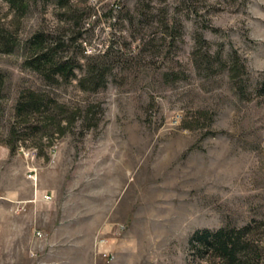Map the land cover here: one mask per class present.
I'll use <instances>...</instances> for the list:
<instances>
[{
    "label": "rangeland",
    "instance_id": "374dc122",
    "mask_svg": "<svg viewBox=\"0 0 264 264\" xmlns=\"http://www.w3.org/2000/svg\"><path fill=\"white\" fill-rule=\"evenodd\" d=\"M263 81L264 0H0V264H217L189 237L243 227L264 264Z\"/></svg>",
    "mask_w": 264,
    "mask_h": 264
},
{
    "label": "trees",
    "instance_id": "16d2710c",
    "mask_svg": "<svg viewBox=\"0 0 264 264\" xmlns=\"http://www.w3.org/2000/svg\"><path fill=\"white\" fill-rule=\"evenodd\" d=\"M47 52L45 49L42 53L37 54L28 63L29 67L36 72H40L41 68L49 63ZM55 68L60 73L71 72L73 70V67L67 66L65 62L58 64ZM236 70L232 65L227 67L228 77L230 79L237 78L238 75L235 74ZM97 78L101 80L102 85V75H98ZM259 92L264 95V81L260 86ZM38 106V100L35 97H29L25 103L17 107V111L21 112V109L24 112L37 110ZM245 231H247V227L238 230L219 228L214 232L206 230L197 231L189 237L188 244L190 247L195 246L211 252L217 260V264H258V261L254 258L256 248L252 247L251 249L249 244L252 243L244 240Z\"/></svg>",
    "mask_w": 264,
    "mask_h": 264
},
{
    "label": "crops",
    "instance_id": "0c3cea01",
    "mask_svg": "<svg viewBox=\"0 0 264 264\" xmlns=\"http://www.w3.org/2000/svg\"><path fill=\"white\" fill-rule=\"evenodd\" d=\"M41 202L44 203L45 201ZM74 239L67 238L65 241H59L60 239L57 237H50L36 240L35 252L37 253L38 251V264H61L59 263L60 259H65L66 264L67 261L71 264H74V262L75 264H96V251L91 246V240H88L86 242L87 246L84 247L82 245H76L75 241H73ZM64 244H67V246ZM66 251L69 252V255L64 254ZM42 254L43 259L39 261Z\"/></svg>",
    "mask_w": 264,
    "mask_h": 264
},
{
    "label": "built area",
    "instance_id": "2783aa9c",
    "mask_svg": "<svg viewBox=\"0 0 264 264\" xmlns=\"http://www.w3.org/2000/svg\"><path fill=\"white\" fill-rule=\"evenodd\" d=\"M41 200H45V201H47V200H49V197H47V196H42V198H41ZM36 236H39L37 233H36ZM98 241V240H97ZM96 241V244L97 245H101L103 242H102V240L101 241H98L97 242ZM103 245V244H102ZM99 247V246H98ZM95 248H96V246H95ZM100 257L102 258V259H105V261H104V264H109L106 260H108L109 261V253H108V251H102L101 253H100Z\"/></svg>",
    "mask_w": 264,
    "mask_h": 264
}]
</instances>
